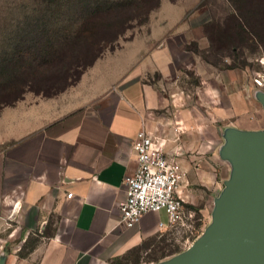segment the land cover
<instances>
[{
	"label": "crops",
	"instance_id": "crops-1",
	"mask_svg": "<svg viewBox=\"0 0 264 264\" xmlns=\"http://www.w3.org/2000/svg\"><path fill=\"white\" fill-rule=\"evenodd\" d=\"M186 14L164 28L152 21L143 38L97 59L74 85L50 96L26 91L0 107V227L15 225L24 239L48 233L8 264H111L171 228L164 211L121 224L141 130L184 171L178 195L189 207L192 186L233 174L230 136L264 129V119L242 109L257 89L241 70L220 69L185 47L209 45L203 26L189 40ZM188 74L191 82L181 81Z\"/></svg>",
	"mask_w": 264,
	"mask_h": 264
},
{
	"label": "rangeland",
	"instance_id": "rangeland-1",
	"mask_svg": "<svg viewBox=\"0 0 264 264\" xmlns=\"http://www.w3.org/2000/svg\"><path fill=\"white\" fill-rule=\"evenodd\" d=\"M31 1H0V57L7 49L8 44L17 37V32L20 30L25 18L31 14L33 8ZM167 1L177 6L171 5ZM239 5L241 10L244 9L243 6L251 10L264 9L257 0H239ZM249 5L256 7L252 8ZM231 6L233 4L230 0H161L160 8L149 14L147 23L126 31L114 44V50H105L101 57L115 54L133 38H143L147 34L152 21H155L152 29L154 27L164 28L174 25L178 19L177 16L185 8L187 14L183 23L190 26L189 40L201 37L200 26H204L203 34L208 32L210 36L211 45H207L205 40L199 39L198 42L203 49L200 56L223 70H232L226 69L227 67L239 69L249 75L247 76L248 81H253L257 91L254 97L242 99V109L247 111V113L256 114L257 120L260 121V118L264 119V87L256 86L254 79H264V46L252 39L245 38V40L241 41L235 38L234 34L232 37L226 35L224 32L225 24L226 27L227 24L232 27V21L228 18ZM262 41L264 43V31L262 32ZM193 44L190 42L185 47L189 50V48H193ZM55 69L54 73L51 75L49 73V75L51 78L60 76V79H54L57 81H54L52 87L50 86V90L48 89L49 92L54 93L64 84L65 74L63 75V71L65 65L60 64ZM191 80L192 78L188 74L181 81L191 82ZM68 82L67 80L66 83ZM30 86L33 89L34 87L36 88L33 84ZM27 91L34 92L32 90ZM257 133L264 134V129ZM232 171L233 174L230 172L226 176H222L219 172L215 176L213 175L212 181L216 180L217 185L212 186L210 184L206 187L196 185L191 187L190 191L194 194L196 201L190 207L186 205V208L192 212L190 221H184L179 225L172 226L161 234L147 238L138 247L117 258L111 264H168L191 251L213 227L218 203L228 193L230 185L234 181L235 166ZM14 229L15 225L11 224H3L0 227V264H8V259L15 253L18 257L28 256L34 248L43 242L42 238L45 234H48L46 231L40 234L36 230L27 239H24L15 235L13 233Z\"/></svg>",
	"mask_w": 264,
	"mask_h": 264
},
{
	"label": "trees",
	"instance_id": "trees-1",
	"mask_svg": "<svg viewBox=\"0 0 264 264\" xmlns=\"http://www.w3.org/2000/svg\"><path fill=\"white\" fill-rule=\"evenodd\" d=\"M257 1L264 8V0ZM160 2L32 0L31 14L25 18L17 37L0 57V107L21 99L27 90L50 96L74 85L105 50H114V44L126 31L147 23L149 14L159 8ZM230 2L233 6L228 18L232 21V27L225 24L226 35L232 37L234 34L241 41L252 39L264 46V9L251 10L243 6L241 10L239 0ZM205 36L211 45L208 32ZM189 51L199 56L203 52L197 49L196 44ZM60 64L65 65L64 86L55 93L49 92L54 81L60 79V76L50 77ZM31 84L36 88L33 89Z\"/></svg>",
	"mask_w": 264,
	"mask_h": 264
},
{
	"label": "water",
	"instance_id": "water-1",
	"mask_svg": "<svg viewBox=\"0 0 264 264\" xmlns=\"http://www.w3.org/2000/svg\"><path fill=\"white\" fill-rule=\"evenodd\" d=\"M226 154L235 176L213 227L168 264H264V134L233 133Z\"/></svg>",
	"mask_w": 264,
	"mask_h": 264
},
{
	"label": "built area",
	"instance_id": "built-area-1",
	"mask_svg": "<svg viewBox=\"0 0 264 264\" xmlns=\"http://www.w3.org/2000/svg\"><path fill=\"white\" fill-rule=\"evenodd\" d=\"M258 87H264V79L255 78ZM137 168L124 179L125 200L120 203L121 224L136 225L146 213L164 211L169 226H176L192 219V212L178 190L185 173L174 157L167 156L161 145H155L145 131H139L133 143ZM67 197H71L68 194Z\"/></svg>",
	"mask_w": 264,
	"mask_h": 264
}]
</instances>
